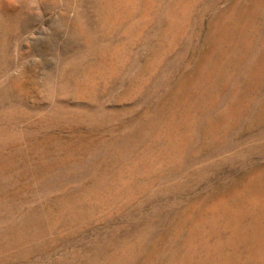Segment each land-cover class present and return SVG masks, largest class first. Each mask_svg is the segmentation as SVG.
<instances>
[{
	"label": "rangeland",
	"instance_id": "374dc122",
	"mask_svg": "<svg viewBox=\"0 0 264 264\" xmlns=\"http://www.w3.org/2000/svg\"><path fill=\"white\" fill-rule=\"evenodd\" d=\"M0 264H264V0H0Z\"/></svg>",
	"mask_w": 264,
	"mask_h": 264
}]
</instances>
